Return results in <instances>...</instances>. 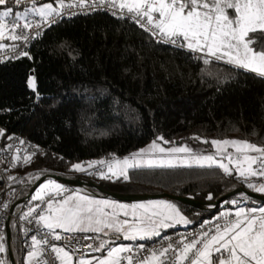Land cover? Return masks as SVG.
Here are the masks:
<instances>
[{
	"label": "trees",
	"instance_id": "1",
	"mask_svg": "<svg viewBox=\"0 0 264 264\" xmlns=\"http://www.w3.org/2000/svg\"><path fill=\"white\" fill-rule=\"evenodd\" d=\"M45 1L56 3L9 0L0 10L12 7L15 13ZM249 38L256 41L254 48H264V33ZM28 53L31 58L0 62V144L25 140L42 148L31 151L27 164L24 156L20 162L3 157L5 167L25 171L33 164L44 169L40 175L58 171L121 193L169 192L200 200L263 181L259 176L245 180L235 170L227 175L215 166L130 168L128 179L89 178L71 168L132 153L160 136L167 144L196 141L206 148L214 139L264 146V78L259 75L223 62L204 65L186 48L158 42L137 23L104 11L61 18L34 39ZM31 75L35 90L28 84ZM241 193L216 207L178 201L191 221L186 226L232 207ZM10 229L16 264H28L21 229L13 222ZM1 236L6 250L0 264H10L5 232Z\"/></svg>",
	"mask_w": 264,
	"mask_h": 264
},
{
	"label": "snow or ice",
	"instance_id": "2",
	"mask_svg": "<svg viewBox=\"0 0 264 264\" xmlns=\"http://www.w3.org/2000/svg\"><path fill=\"white\" fill-rule=\"evenodd\" d=\"M8 2L9 0H0V6ZM23 2L24 0H13L16 5ZM32 3L35 5L36 0H32ZM56 3L59 8L54 7L53 4H44L25 9L23 13H14L12 7L0 11V51L11 48L15 52L19 47L16 43H4L5 40L27 43L30 38L35 39L42 35L38 30L41 24L49 22V18L53 17L54 13L61 15L63 12L64 0H56ZM84 3L85 0H77L78 6ZM91 3L94 5L98 3L101 6L111 3L122 11L126 10L127 13L132 14L131 18L152 37L160 42L186 48L195 54L194 59L200 60L204 65L214 61L223 62L233 68L250 71L264 78V48L257 50L253 47L256 41L249 38L250 34L264 33V0H91ZM229 10L232 11L231 15ZM29 11L36 13L42 20L33 24L28 20ZM55 22V19L50 20V23ZM34 28L37 29L35 36L30 37L29 32ZM20 57L31 58L27 51L19 52L14 58ZM28 84L35 90L34 76L28 80ZM37 99H39L38 93ZM0 135H3V130H0ZM157 139L165 144L169 143L162 136ZM204 142L209 143V141ZM210 143L215 146L216 153L203 155L194 153L187 145L165 148L154 140L148 148L139 149L138 152L122 160L115 157L112 163L93 160L85 162L87 167L85 163H74L71 168L78 172H88L97 165H104L106 171L97 169L95 172L101 179L113 177L128 179L130 168L196 165L219 167L227 175H231L235 170L245 180L257 176L264 178V146L240 139H214ZM229 147L235 149L237 154L235 158L231 152H228ZM156 151L166 155L157 159L141 158L144 153ZM32 155L34 153L24 156L23 162L29 163ZM16 159L19 161L21 157L17 155ZM247 187L264 193V183L257 185L249 182ZM50 191L58 195L66 189L52 180L41 184L31 199L46 203V208L37 213L41 203L29 207L24 219L37 213L36 223L47 229L57 241L62 239L57 229L67 233L115 232L122 234L127 240H143L160 236L162 229L174 227L176 224L191 223L180 213L175 204L167 201L149 202L147 205H123L109 200H97L86 195L68 196L60 201L49 198L45 201ZM211 198L210 194L208 199ZM231 203L237 204L238 201L233 200ZM106 208H110L111 211H105ZM117 209H131L132 220L120 219V212ZM123 215L127 217L129 212L124 211ZM86 239L93 238L86 237ZM31 240L33 248L27 254L28 264H33L34 260L43 256L45 249L42 246L49 245L47 237L37 239V236L33 235ZM185 240L187 237L180 241L182 246L175 255L174 264H214V257H216L215 264H264V207L250 209L240 207L235 212V219L226 222L223 226L217 225L214 234L203 232L199 238L188 242ZM2 241L3 237L0 236V253L6 250ZM50 247L60 264H72L70 251L54 244ZM88 247L93 248V245L89 244ZM138 247L142 249L144 245L140 244ZM104 248L105 242L101 241L93 250L101 251ZM172 248L173 245L170 243L159 253L153 250L151 255L139 261V264H164L162 258L166 257ZM131 251L130 245L110 247L106 257L99 259L98 264H120L121 254ZM123 259L127 260V264H133L134 258L131 255ZM44 264L47 262L45 261ZM79 264H92V262L80 259Z\"/></svg>",
	"mask_w": 264,
	"mask_h": 264
},
{
	"label": "built area",
	"instance_id": "3",
	"mask_svg": "<svg viewBox=\"0 0 264 264\" xmlns=\"http://www.w3.org/2000/svg\"><path fill=\"white\" fill-rule=\"evenodd\" d=\"M64 5L65 7L63 8V12L61 15H57L54 13L53 17L49 18V22L41 24V27L38 29L41 33L48 26L54 24L50 23L51 19H55V21L58 22L63 17H70L77 14H87L95 11H104L115 17H124L135 22V20L131 18L132 14L127 13L126 10L122 11L118 7H114L111 3H106L101 6L98 3L95 5L92 4L91 0H85L84 4L78 6L77 0H64ZM9 19L11 20V17H9ZM28 20L35 24L36 22L41 21L42 18L39 17L36 13L29 11ZM20 23H23V21H20ZM21 31L28 30L21 29ZM36 31L37 29H32L29 32L30 37L35 36ZM153 38L158 41L157 38ZM33 41L34 39L30 38L27 43L23 41L13 42L11 40L4 42L6 44L16 43L19 45V47L15 49V52H13L11 48L0 51V62L13 59L21 51L28 52ZM19 142L21 143V146L19 144L16 145L17 143H15L14 140H9L3 145L0 144V236L5 232L7 221H9V224L11 222L17 224L21 229L24 237L23 245L26 249V252L30 251L33 248L31 240V237L33 235L37 236V239H43L47 237L49 245L42 246V248L45 249L43 256L37 258V260H34L33 264H44L45 261L47 262V264H60L59 260L55 258L54 253L51 251L50 245L53 244L59 247H64L65 250L70 251L75 257H84L98 253L99 251H95L93 249L98 246L101 241L105 242L104 249L108 248V242L104 239H101L94 232L67 233L63 230H57L61 234L62 239L59 241L53 239L48 230L43 228L42 225L37 224L35 219L37 213L41 212V210L46 206V203H41V208L37 210V213H34L32 216L24 219V214L26 213V203L29 198L27 197V193L30 187V182L27 179V175L34 169V165H27V168L25 169L26 171L12 170L2 164V158L9 157L10 159H14L12 157L15 148H21V151L18 150V152L21 155L26 156L29 155L32 150H38L42 147L40 145L28 146V143L25 140H20ZM18 162H20V160ZM97 169L106 171L104 165H100L88 171V176L93 178L96 177L95 172ZM71 186L75 188L84 187L76 184H71ZM5 205L7 206L5 207ZM224 213H229L230 215L224 216L222 215ZM234 219L235 214L232 210H223L215 213L210 217L204 218L198 223L191 226L177 227L176 229L165 232L161 231L160 236L152 237L149 239L130 241L128 245L131 246L132 251L122 253V259L120 263L127 264V260L123 259V257L131 255L134 258L133 264H139V261L149 257L153 250L159 253L162 248H166L171 243L173 245V248L169 251L168 255L162 259L164 260V264H174L175 255L178 253L179 248L182 246L180 244L181 240H184V238L187 237V240H185V242H188L192 239L199 238V236L203 232H209V234L211 235L215 233L217 225L223 226L226 222L232 221ZM86 237H92L93 239L89 240L86 239ZM89 244H92L93 248H89ZM140 244H143L144 248H139L138 245Z\"/></svg>",
	"mask_w": 264,
	"mask_h": 264
},
{
	"label": "rangeland",
	"instance_id": "4",
	"mask_svg": "<svg viewBox=\"0 0 264 264\" xmlns=\"http://www.w3.org/2000/svg\"><path fill=\"white\" fill-rule=\"evenodd\" d=\"M44 4H53V6L54 7H59V5L57 4V3H53V2H51V1H45V2H43V3H41V4H39V5H37L36 7H40V6H42V5H44ZM32 7H30L29 9H31ZM4 9H2V10H0V11H3ZM25 10H22V11H17V12H21V13H23ZM231 15V14H230ZM32 77V75L29 77V79ZM28 79V80H29ZM154 140H152V141H150L149 143H147L146 145H144L143 147H140L139 149H142V148H148V146L149 145H151L152 144V142H153ZM155 141H157V140H155ZM158 143V142H157ZM192 147H195L194 149L192 148V150H193V152L194 153H196V154H205V153H210V150L209 149H206L205 147H204V145H202V144H199L198 142H193L192 143ZM189 148H191L190 146H188ZM139 149H137V150H135L134 152H132V153H136V152H138V150ZM228 152H231L232 154H233V157L235 158V156L237 155L236 153H235V149H233V148H231V147H229L228 148ZM131 153V154H132ZM130 154V155H131ZM250 154H252V155H256L255 153H250ZM17 155H19L21 158H22V156L23 155H21L19 152H18V150H17V148H15L14 149V152H13V157L12 158H14L15 159V162H18V160L16 159V157H17ZM129 155V156H130ZM162 155H165V154H161V153H159L158 151H156V152H148V153H144V154H142V159H149V158H151V159H157V158H159L160 156H162ZM25 156V155H24ZM124 157H126V156H123V158ZM115 158H118V159H121V157L120 156H118V157H115ZM122 158V159H123ZM88 161H92V159H89V160H86V162H88ZM225 162H227V161H225ZM79 163V162H78ZM85 163V162H84ZM85 166L87 167V165H86V163H85ZM230 167H232V168H234V166L233 165H230ZM27 168V167H26ZM42 170H44L42 167L41 168H37L36 166H34V169L28 174V175H30L31 173H34V172H41ZM26 171V170H25ZM27 171H28V169H27ZM56 172H58V171H56ZM61 173V172H60ZM63 174V173H62ZM237 174H238V172H237ZM28 175H27V178H28ZM63 175H65V174H63ZM239 175V174H238ZM68 176V175H67ZM38 177V178H37ZM43 177V175H38V176H36V179H32V181H29L30 182V185L29 186H31V185H34L35 184V182L37 181V180H39L40 178H42ZM72 177H74V176H72ZM89 177V176H88ZM81 178V177H80ZM89 178H93V177H89ZM84 179V178H83ZM48 180H52V178H50V177H43L40 181H39V183L35 186V188H34V192H33V194H32V196L33 195H35V193H36V191L39 189V187H40V185L41 184H45V183H47V181ZM86 180H90V179H86ZM52 181H54V180H52ZM261 183H264V179H263V181L261 182ZM91 189L92 190H95V188L94 187H91ZM51 192V191H50ZM70 192H76L75 190H71ZM260 193V192H259ZM233 200H235V199H232L231 201H233ZM114 201H117V200H114ZM156 201H167V202H169V203H171V204H175L176 206H177V208L180 210V213L182 214V215H184L185 217H187L185 214H184V212L181 210V208H180V206H179V202L177 201V200H175V199H173V198H171V197H147V198H141V199H131V200H127V202H124V203H127V205H137V204H148L149 202H156ZM236 201H238V203L237 204H233L232 205V207H230V208H225V210H232L233 212H234V214H235V212L240 208V207H243V208H245V209H250V208H260V207H264V202L263 203H257L256 201H254V200H251V199H249L248 198V196H246L245 194H243V193H241V198L240 199H237ZM131 210V209H130ZM132 211V210H131ZM258 214V213H257ZM188 218V217H187ZM129 220H132V217L129 219ZM189 220V219H188ZM175 226H180V227H183V226H186L185 224H176ZM168 229V228H167ZM162 230H164V229H162ZM161 230V231H162ZM97 235H99V233H96ZM214 234V233H213ZM100 236V235H99ZM103 237L104 238H106L108 241H110L111 240V238L108 236V235H103ZM127 239H124V241H121V242H112V241H110L109 242V247L108 248H110V247H116V246H118V245H121V244H124V245H128L129 244V242L130 241H126ZM140 240V239H139ZM144 240V239H143ZM108 248L107 249H105V252H99V253H97V254H93V255H89V256H86V257H84V258H88V259H93V263L92 264H98V261H99V259H102V258H104V257H106V255H107V251H108ZM214 259V264H215V259H216V257H214L213 258ZM121 264V263H120Z\"/></svg>",
	"mask_w": 264,
	"mask_h": 264
},
{
	"label": "water",
	"instance_id": "5",
	"mask_svg": "<svg viewBox=\"0 0 264 264\" xmlns=\"http://www.w3.org/2000/svg\"><path fill=\"white\" fill-rule=\"evenodd\" d=\"M43 177H52V178L61 180L64 183H67L69 185L76 184V185H81L84 187H94L97 190H99L100 192H102L103 194L113 195V196L121 198V199L129 200V199H137V198L141 199V198H147V197H171L177 201L189 204L193 207H199V208L216 207L219 204V202H221L223 199H225L226 197H228L234 193H238V192H242V193H244L250 197L264 201V193L252 191V190H250L244 186H239V187L228 189V190L222 192L221 194H219L216 198L211 199V200H200V199H196V198H193L190 196L178 195V194H173V193H169V192L121 193V192L106 189V188L102 187L101 185H99L98 183H96L92 180H86V179H83L80 177L67 176V175H63L62 173L56 172V171L47 172V173L43 174ZM42 178L37 180L34 185H31L29 187L27 197H29L31 195L35 186L39 183V181ZM5 236H6V246H7L10 264H16V261H15V258H14L13 252H12V246H11V229H10L9 221H7L6 226H5Z\"/></svg>",
	"mask_w": 264,
	"mask_h": 264
},
{
	"label": "crops",
	"instance_id": "6",
	"mask_svg": "<svg viewBox=\"0 0 264 264\" xmlns=\"http://www.w3.org/2000/svg\"><path fill=\"white\" fill-rule=\"evenodd\" d=\"M157 142L159 144H161L162 147H165V148H169V147H180V146H184V145L190 146L191 149L192 148L193 149L195 148V147H192L193 146L192 143H179V142H175V143L165 144V143H163V141H159V140H157ZM206 149H209L210 150V153H205L203 155H209V154H215L216 153V148L211 143H210V147L209 148H206ZM130 154L131 153L126 154V155H123V156H129ZM123 156H120L121 157V160H122ZM12 160H15V159H12ZM93 160L99 161V160H104V159H102V158H94V159H92V161ZM104 161H106L108 163H112L113 158L110 159V160H104ZM79 163H84V162H79ZM97 166H100V165H97ZM97 166H95V167H97ZM114 167H115V165H114ZM90 170L91 169H89L88 171H90ZM86 173H88V172H86ZM39 174H40V172L31 173V175H28V178H27L28 181H32V179L33 180L36 179V176H38ZM96 177H99V176L96 175ZM50 178H52V177H50ZM52 180H54L56 183H58L60 185H63V187H64V189H66V191H61L58 195L56 193H54V192H49V195L45 197V201H47L49 198H51L53 201H60L61 199L66 198L68 196H85L86 195V196H89V197L94 198V199H97V200H109V201H113V202H115L117 204L127 205V203H124V202H127V199H121V198L115 197L113 195L103 194L102 192H100L96 188H95V190H92L91 187H83L84 189L82 187L75 188V187H73V186H71V185H69L67 183H64L61 180H58V179H55V178H52ZM71 190H75L76 192H70ZM33 192H34V190L32 191V193L30 195L29 203L26 206V212L28 211V208L29 207H33L36 204L41 203L40 201H34V200L31 199ZM114 200H117V201H114ZM129 200H131V199H129ZM45 208H46V206L42 210H44ZM105 211H111V209L110 208H106ZM117 211L120 212V219H130L132 217L131 210L130 209H124V210L117 209ZM124 211H128L129 212V216L125 217L123 215V212ZM57 230H61V229H57ZM99 235L98 236L101 239H104V240H106L108 242V247H109V242L110 241H112V242H121V241H124L123 235L122 234H119V233H115V232H107V234H105V233H99ZM103 235H108L111 238V240L108 241L106 238L103 237ZM137 240H139V239H137ZM126 241H133V240H126ZM28 252L26 253V259H27V261H28V258H27ZM99 252H105V249H103V250H101ZM71 255H72V258H73L72 259V264H79V260L80 259H87V260H90L93 263V259L91 260V259H88V258H84L86 256H84V257H75L72 253H71Z\"/></svg>",
	"mask_w": 264,
	"mask_h": 264
},
{
	"label": "bare ground",
	"instance_id": "7",
	"mask_svg": "<svg viewBox=\"0 0 264 264\" xmlns=\"http://www.w3.org/2000/svg\"><path fill=\"white\" fill-rule=\"evenodd\" d=\"M84 189V188H83Z\"/></svg>",
	"mask_w": 264,
	"mask_h": 264
}]
</instances>
